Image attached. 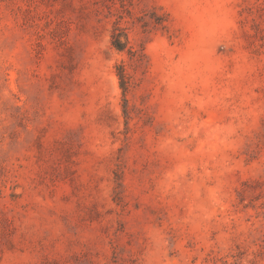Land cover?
Masks as SVG:
<instances>
[{
  "label": "rangeland",
  "instance_id": "rangeland-1",
  "mask_svg": "<svg viewBox=\"0 0 264 264\" xmlns=\"http://www.w3.org/2000/svg\"><path fill=\"white\" fill-rule=\"evenodd\" d=\"M0 264H264V0H0Z\"/></svg>",
  "mask_w": 264,
  "mask_h": 264
}]
</instances>
